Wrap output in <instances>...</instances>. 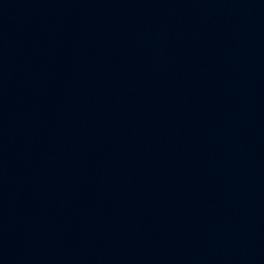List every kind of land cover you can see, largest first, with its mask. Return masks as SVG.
Wrapping results in <instances>:
<instances>
[{
	"label": "water",
	"instance_id": "obj_1",
	"mask_svg": "<svg viewBox=\"0 0 264 264\" xmlns=\"http://www.w3.org/2000/svg\"><path fill=\"white\" fill-rule=\"evenodd\" d=\"M78 264H264V114Z\"/></svg>",
	"mask_w": 264,
	"mask_h": 264
}]
</instances>
